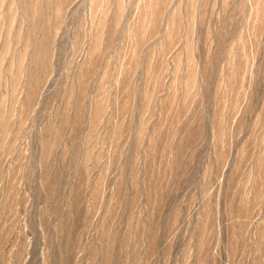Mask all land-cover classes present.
Returning a JSON list of instances; mask_svg holds the SVG:
<instances>
[{
  "label": "rangeland",
  "instance_id": "374dc122",
  "mask_svg": "<svg viewBox=\"0 0 264 264\" xmlns=\"http://www.w3.org/2000/svg\"><path fill=\"white\" fill-rule=\"evenodd\" d=\"M0 264H264V0H0Z\"/></svg>",
  "mask_w": 264,
  "mask_h": 264
}]
</instances>
